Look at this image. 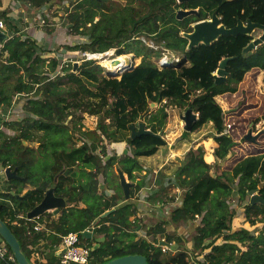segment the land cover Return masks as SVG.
Instances as JSON below:
<instances>
[{
  "label": "trees",
  "instance_id": "obj_1",
  "mask_svg": "<svg viewBox=\"0 0 264 264\" xmlns=\"http://www.w3.org/2000/svg\"><path fill=\"white\" fill-rule=\"evenodd\" d=\"M48 1L51 0H27L32 7L29 17L35 16ZM179 9H197V14L179 19L176 17ZM65 13L68 33L83 35L85 40L60 45V52L62 48L70 53L114 49L116 56L133 53V58L141 56V61L122 72L120 78L112 77L114 74L102 69L93 58L81 56L75 68L71 61L61 64L59 54L45 56L51 50L21 30L6 9L0 10V19L10 31L8 38L0 42V106L8 108L14 96H25L22 117L1 120L14 133L8 135L0 130V166H9L22 179L1 178L0 218L16 236L26 257L30 259L34 250L29 245L44 239L50 242L49 252L38 249L46 258L45 264H61L53 246L59 244V235L74 231L79 233L78 243L90 248L87 264H102L111 258L135 253L144 255L148 264H264V202L250 203L248 195V191L256 190L264 200V154H250L257 147L238 144L240 157L234 159H240L230 169H223L216 161L206 162L212 155L207 152L206 161L203 159V145L174 156L170 160L171 171H165L170 168L168 164L157 170L147 202L167 204L178 199L179 203L155 223L142 224L141 219L144 221L147 215H137L136 203L131 198L144 181H135V172L142 170L139 156L157 151L155 141L159 137L141 135L131 139L129 129V124L147 113L149 100H157L158 94H153V90L158 84H164L162 95L167 100L145 118V127L153 132L168 122L169 105L179 110L190 107L198 113L192 129L204 121H213L217 132L223 130L224 111L215 101L216 96L233 107L256 106L257 99L253 103L245 102V95L237 86L242 80L252 81L258 71L264 70V43L244 52L243 48L253 40L252 33L219 35L210 43L196 45H190L186 34L193 30L196 21L213 14L226 28L241 21L243 25L253 22L262 30L264 0H75L70 9L65 8ZM147 40L157 47L147 44ZM163 49L178 53L179 61L158 68L154 59ZM227 56L234 57L225 65L226 78L215 83L218 63ZM110 89L124 90L128 107L120 102V108H113L106 102L101 93ZM77 108L101 115L98 127L82 129L74 116ZM68 116L73 118L72 127L64 122ZM232 116L229 113L226 118L230 129L235 124ZM76 131L82 137L79 146L73 140ZM189 133L183 130L181 137L187 138ZM33 138H36L35 144L22 143ZM104 139L125 141L134 149L131 154L109 156ZM218 139L226 142L227 148L234 144L224 134ZM115 164L133 183L129 200H124L119 182L113 188L108 169L111 171ZM101 174L106 175V182L113 188L111 195L98 190ZM26 184L31 188L22 192ZM49 186H54L55 194L72 205L61 208L57 218L50 221L52 233L25 228L29 220L18 215L26 216ZM80 201L84 205L78 207ZM112 207V212L93 222ZM238 208L250 224L263 223L257 234L243 226L232 227ZM44 214L53 215L52 212ZM196 218L199 221L195 222ZM179 223L195 226L189 239L183 238V234L176 235V230L167 231ZM139 226L152 238L138 237ZM85 229L90 230L89 236L84 235ZM159 233L167 242L179 244L175 253L161 250L159 239L155 238ZM218 238L221 242L215 243ZM1 242L7 246L12 259H0V264H17L10 247L0 236Z\"/></svg>",
  "mask_w": 264,
  "mask_h": 264
},
{
  "label": "rangeland",
  "instance_id": "obj_2",
  "mask_svg": "<svg viewBox=\"0 0 264 264\" xmlns=\"http://www.w3.org/2000/svg\"><path fill=\"white\" fill-rule=\"evenodd\" d=\"M73 0H67V4H61V8H55L52 9L53 11L51 14L52 16L56 17V21L47 15L46 13H42V18H46V22L41 23V19L37 18L34 20L36 21L35 26L39 27L38 32L40 33V36H46V38L43 41V44L40 43L42 46H44L46 49H50L51 52H47L45 56H57L59 54V58L61 59V64L67 61L71 62H77L76 67L80 64L82 53L80 51H75L70 53V51L64 50V48L59 49L60 45L63 44H69L73 45L78 42L84 41L85 37L83 35H71L67 31V23H66V13L65 8H68L69 4L72 3ZM43 12H46L45 10H42ZM47 14H49L47 12ZM55 14V15H54ZM51 21L55 22V24L52 25ZM255 32V31H254ZM261 33V31H260ZM46 34V35H45ZM253 34V33H252ZM253 38L257 37L252 35ZM53 42V43H52ZM147 44L151 43L150 40L146 41ZM114 52V49L107 50L108 52ZM125 54V53H123ZM128 54L126 58V63L133 61L134 65H137L141 61V56L133 58V53H126ZM175 56H178L177 54ZM111 58V54L109 56ZM106 58V57H104ZM104 58H96L97 63L100 65L102 69H107L104 67L105 62H103ZM109 58V59H110ZM129 58V59H128ZM104 67V68H103ZM125 70H119L117 71L116 76L113 75L112 77L120 78V74L124 72ZM159 89H158V88ZM156 89L153 90V94L157 93V100L152 101L149 100L148 103V111L147 113L143 114V116L139 119L142 120L145 123V118L148 115L150 111H153L160 107L164 102H166L167 98L166 96L162 95L163 90L165 89L164 84H158ZM158 89V90H157ZM241 89L242 93L245 95V102H254V100L257 99L256 106L251 107H238V106H231L228 104L227 100L224 98H221L220 96H216L214 99L219 104V106L224 111L223 118H222V125L223 130L222 132H217L216 126L213 121H204L196 128L190 130L189 135L187 136V139H182L184 143H178L176 139L172 138V136L175 135L176 127L180 128V119L178 116V113L176 111H183L179 110L177 107H172L169 105L167 107V110L171 113L174 111L176 113V116L174 119L168 118L169 127L164 131L162 134L163 136L167 133H170L169 140H173L171 144L166 143L165 139L163 138H157L155 141V145L157 146V151L150 155V156H139L138 160L141 163L142 170L135 172V181L143 180L144 185L133 192L134 198L133 201L136 203L137 211L139 216H144L145 219L142 220V224H153L155 223L159 217L161 216H167L169 214V211L179 203L178 199L171 203H167L165 205L162 204H148L147 205V194L150 192L149 185H151L152 180L154 179V175L156 174L157 170H159V166L162 165V163H166L170 166L169 169H166L165 171H171L172 170V164L173 162H170V160L173 157L174 154V148L176 146H180V151H183L184 149H187L188 147H193L192 149L197 148L200 144L204 146L205 151L207 150L211 155L212 159L210 160L212 162L213 158L218 162L223 169H230L235 161L234 157H240L237 156L238 144H245L248 143L251 144L254 147H257L253 151H251L250 154H258L263 153L264 154V70L258 71L254 76L252 81H241L239 82L237 86V90ZM102 98L109 102L113 108H120V102H123L124 104L129 105L127 94L124 90L118 89L116 91L113 90H104L101 93ZM214 97V96H213ZM249 98V99H248ZM25 100L24 95H16L14 96L13 103L10 107L6 108L3 106H0V130H3L6 134L11 135L14 133L13 130H10L6 128L2 124V119L4 120H16L22 117L23 109L22 104ZM253 100V101H252ZM259 101V103H258ZM154 102L153 105L150 103ZM258 104V105H257ZM128 109V108H127ZM239 110H241L239 112ZM238 112V114L236 113ZM197 113V112H196ZM231 113L233 116L231 117V120L234 121V126L230 129L227 125V115ZM198 114V113H197ZM75 118L80 121L82 124V128L85 129H95L98 127V124H100L101 115H92L87 112H84L82 108L75 111ZM198 118V115H197ZM66 120H69L68 117ZM72 122H68L70 125ZM79 124V123H77ZM193 127V126H192ZM175 129V131H174ZM180 130L183 132V129L180 128ZM250 132V135L254 137V139H248L245 138V135ZM41 132H35L36 135H39ZM77 134L79 132H76ZM224 136L227 139H232L234 141V144L226 147V142H221L218 138L220 136ZM55 137V135H53ZM165 137V136H164ZM36 138H33V140L26 141L27 144H35ZM77 143H80L79 139L76 138ZM109 140L104 139V143L107 146V154L110 156L114 155L115 157L120 156L121 153H124L121 148L114 147L112 148V145L115 146V142H108ZM208 141V142H207ZM187 147V148H186ZM123 148L126 149L125 153H132L134 147L131 145H128V143H123ZM99 148L97 149V151ZM116 150V151H115ZM207 153V152H206ZM203 155V159H205V155ZM113 156V157H114ZM245 156V155H244ZM105 158V157H103ZM209 162V161H206ZM166 164H164L166 166ZM163 165V166H164ZM116 167H118L116 164L112 167L111 171L108 169V172L110 173V178L113 181L114 185L113 188L115 189V185L118 184L119 178L116 173ZM125 177L127 179V176L125 174ZM128 180V179H127ZM131 182L130 180H128ZM98 183H99V191H103L105 194L111 195L113 193V188L108 185V182H106V175H99L98 177ZM132 183V182H131ZM133 184V183H132ZM118 186V185H117ZM13 191V190H12ZM120 191V189H119ZM130 199V197H129ZM128 199V200H129ZM132 199V198H131ZM233 205H235V201H233ZM150 214V215H148ZM47 217V215H46ZM199 218L195 219V222H197ZM233 227H245L247 229L253 230L255 234L260 231V229L263 226V223L260 221H256L255 224H250L248 221L244 220L243 216V210L241 208H238L236 217L233 218L232 222ZM194 225L192 223H184V225H180V228H174L169 227L167 229L168 232H172L173 230H176V235H178V232H185L183 234V238L189 239L190 238V232L193 231ZM140 226L137 228V236L146 237L148 239L152 238V235L146 234L145 230L139 229ZM162 235L159 233L155 235V238L157 239H163L160 238ZM175 237V236H174ZM221 238L216 239L215 243H220ZM177 249L179 248V244L175 241L174 242ZM174 249V248H173ZM176 249V251H177Z\"/></svg>",
  "mask_w": 264,
  "mask_h": 264
},
{
  "label": "water",
  "instance_id": "obj_3",
  "mask_svg": "<svg viewBox=\"0 0 264 264\" xmlns=\"http://www.w3.org/2000/svg\"><path fill=\"white\" fill-rule=\"evenodd\" d=\"M183 1L186 0H177V2H183ZM189 14H197V9H179L176 13V17L180 19ZM255 27L258 28V26L253 22H247L245 25H243L242 22L239 21L236 25L226 28L220 24L219 17L213 14L210 18L196 21L193 24V30L190 33H187L186 37L189 39L190 45H196L199 42L210 43L211 41L216 39L219 35H237L239 33L249 34L252 32V30ZM5 39H7L6 33L0 29V42H3ZM262 43H264V28H262L261 33L257 37L253 38V40L249 42L243 48V50L244 52L253 50L256 48L257 45H260ZM233 57L234 56L223 57L219 61L218 68L216 69L215 72V83H219L225 80L226 78L225 65L227 61ZM112 59H115V57L113 56ZM113 61L115 62L117 60H113ZM131 63L132 65H130L127 70H130L135 66L133 64V61ZM76 64L77 62H74V68L76 67ZM109 71L111 72V70ZM150 104L153 105L154 102H151ZM197 115L198 114L194 112L190 107H187L183 111L179 112L178 116L182 123V129L185 131H190L194 122L197 120ZM166 125L167 122H165V124L158 132H153L149 128L145 127V123L142 120H138L135 123L129 124L130 137L131 139H134L141 135H152L155 137L163 138L162 134L165 131ZM245 138L252 140L254 139V137L250 135V132H248L245 135ZM22 143L25 145L27 144L26 141H22ZM123 152L125 153L126 149H124ZM116 173L119 178V184L122 189L124 200H128L130 197L129 189L132 183L126 179L125 174L119 167H116ZM4 175L6 179L21 178L17 175L16 171L14 169H11L9 166H6L4 168ZM260 186H262V182L259 184V187ZM248 195H249L250 203L264 202V200L261 199V197L259 196L256 190L248 191ZM17 197H19V195H17ZM65 206H66V200L64 199V197L56 195L54 192V186H49L45 189L42 199L35 206H33V208H31L26 212V217L28 219H31L36 216H40L47 211L52 212L53 214H57L59 210ZM113 210L114 207L105 210L93 222L95 223L99 218L105 217ZM83 233L84 235L89 236L90 230L85 229ZM0 236L3 238L5 243L10 247L12 255L15 261L17 262V264H33L32 261L28 259L25 253L22 251L20 243L17 240L16 236L13 234V232L6 224V222L1 218H0ZM158 244L159 245L166 244L167 246H169L170 242H167L164 239H159ZM64 251H65L64 248H60L57 249L54 253L57 257H60L64 253ZM102 264H148V262L144 255L135 253V254H125L122 256L114 257Z\"/></svg>",
  "mask_w": 264,
  "mask_h": 264
},
{
  "label": "crops",
  "instance_id": "obj_4",
  "mask_svg": "<svg viewBox=\"0 0 264 264\" xmlns=\"http://www.w3.org/2000/svg\"><path fill=\"white\" fill-rule=\"evenodd\" d=\"M69 1V0H68ZM71 1V0H70ZM74 1L75 0H73V2L72 3H70L69 4V6H68V9H70L71 8V6H72V4L74 3ZM65 4V5H68L67 4V0H51V1H48V2H45L44 4H42L41 6H40V8L38 9L39 11L36 13V15L35 16H33V17H29V15H28V13H29V11L32 9V7H29V2H27V0H0V10H4V9H6L7 11H8V15H9V17L14 21V23L21 29V30H25L30 36H32L38 43H42L43 44V41H44V39L46 38V36H40V33L38 32V29H39V27H36L35 26V23H36V21H34L35 19H36V17L37 18H42V13H46V15H48L49 17H50V19L52 18L53 20H55L56 21V17H54V16H52V12L53 11H51L52 9H55V8H61V4ZM30 8V9H29ZM42 10H45L46 12H43ZM47 12L49 13V14H47ZM55 15V14H54ZM51 23H52V25L53 24H55V22L53 21H51ZM3 31L6 33V36H7V38H8V36L10 35V31H8L6 28H5V25H4V27H3ZM46 35V34H45ZM53 43V42H52ZM44 45V44H43ZM2 45L0 44V47H1ZM19 96V95H18ZM177 113H179L178 111H176ZM175 116H176V113H174V111L173 112H171L170 114H169V118H172V119H174L175 118ZM167 127H169V123L167 122V125H166V128H165V130L167 129ZM180 128H182V123H180ZM180 128H177L176 127V131H175V129H174V133H175V135L174 136H172V138H174V139H176L177 140V142L178 143H180V141H181V143H184L183 142V140L182 139H187V138H182L181 137V133H182V131L180 130ZM169 135H170V133H167L166 132V134L163 136V139H165V141H166V143H169V144H171L172 142H173V140H169ZM116 144H115V146H113L112 145V148H114V147H117V148H121V150H124V148H123V143H126L125 141H117V142H115ZM201 145V144H200ZM187 148V147H186ZM188 148H190V147H188ZM187 148V149H188ZM191 148H193V147H191ZM115 149V148H114ZM187 149H184L183 151H180V146H176L175 148H174V154H173V157L174 156H176V155H182ZM116 151V150H115ZM206 152H208L207 150L205 151V153ZM204 153V154H205ZM156 154V153H155ZM157 155V154H156ZM150 156V155H149ZM172 157V158H173ZM242 158V157H241ZM238 159H240V158H238ZM237 159V160H238ZM237 160H235L234 162H233V164L237 161ZM214 161H216V160H214V158H213V160H212V162H214ZM211 161H209V163H212ZM167 163V162H166ZM166 163H162V165L161 166H159L160 168L159 169H161V167L164 165V164H166ZM233 164L231 165V166H233ZM1 168H3V167H1L0 166V169ZM1 178H3V177H1ZM1 178H0V180H1ZM29 188H31V186L30 185H28V184H26L25 186H24V189H23V191L22 192H24L26 189H29ZM13 192H14V190H13ZM134 198V195H133V197H132V199ZM69 205H72V204H67L66 203V206L65 207H67V206H69ZM84 205V203H82L81 201L78 203V207H80V206H83ZM147 205H148V203H147ZM150 205V204H149ZM47 212H49V211H47ZM60 213V210H59V212L57 213V214H53V215H51L50 217H46V215L44 214V215H42L41 217H42V223H43V226H45V228L47 229L46 230V234H48V233H52L53 232V229H52V227H50V226H48V224L50 223V221L51 220H54V219H56L57 218V216H58V214ZM137 215H138V211H137ZM148 215H150V214H148ZM139 216V215H138ZM140 217V216H139ZM236 217V216H235ZM199 221V220H198ZM180 225H184V224H182V223H179L177 226H175V228H177V230H178V228H180ZM172 227V226H171ZM233 227V226H232ZM234 229H236V228H239V227H233ZM44 230V229H43ZM178 234L179 235H182V234H185V232H184V230H183V232H178ZM47 244V245H46ZM41 247V250H43V252H49V249H50V242H45V240L44 239H39V241H38V243L36 244V245H29V248H31V250H33L32 252H31V255H30V259H31V261H32V259L34 260V263L33 264H41L42 263V259H45L46 260V258H45V256L44 255H42L41 253H40V251H39V249L38 248H40ZM33 248V249H32ZM58 248V244L57 245H54L53 246V249H54V251H56V249ZM174 248V249H173ZM176 249H177V247H176V245H175V243L174 242H170V250H171V253H175L176 252Z\"/></svg>",
  "mask_w": 264,
  "mask_h": 264
},
{
  "label": "built area",
  "instance_id": "obj_5",
  "mask_svg": "<svg viewBox=\"0 0 264 264\" xmlns=\"http://www.w3.org/2000/svg\"><path fill=\"white\" fill-rule=\"evenodd\" d=\"M40 19H41V23L44 22V18H40ZM3 27H4V22L0 19V29H3ZM149 45L154 47V48L157 47L152 42L149 43ZM104 52H106V51H104ZM96 53H99V52H93V53L82 52V56L85 59H90V58L96 59V58H98L95 55ZM100 53H103V52H100ZM176 54L178 56H175ZM115 55L116 54L112 50L111 58H113V56L115 57ZM179 59H180V55L178 53H173V52H170L168 49H163L161 51L160 56L158 58L154 59V62L158 68H161L165 65H169V64H172L174 62H177V61H179ZM131 62H132V60H131ZM104 70L110 72L109 71L110 69L109 70L104 69ZM1 177H5L4 167L0 169V178ZM154 179H155V175H154ZM154 179L152 180V183H151V185H149L148 188H150L154 184ZM146 202H147V200H146ZM156 204H162V203H156ZM156 204H154V205H156ZM162 205H165V204H162ZM18 217H26V216H22L19 214ZM28 220H29V222H26L24 224L25 228L29 229L30 227H32L35 231H40L43 229L47 230L45 228V226H43L42 220L39 219V216H36V217L28 219ZM14 222H16V221H14ZM59 236H60V242L58 244L57 249L64 248V250H65L64 253L59 257L61 264H87L88 263L90 248L88 246L81 245L78 243L79 242V233L78 232L70 231V232H67L66 234L59 235ZM160 246H161V250L163 252H168L170 250V245L167 246L166 244H160ZM0 259L1 260L12 259V256L9 253L7 246L2 242L0 243ZM32 262L34 263L33 259H32ZM42 263L45 264L46 260L42 259Z\"/></svg>",
  "mask_w": 264,
  "mask_h": 264
},
{
  "label": "bare ground",
  "instance_id": "obj_6",
  "mask_svg": "<svg viewBox=\"0 0 264 264\" xmlns=\"http://www.w3.org/2000/svg\"><path fill=\"white\" fill-rule=\"evenodd\" d=\"M257 28V27H255ZM254 28V29H255ZM253 29V30H254ZM252 30V31H253ZM252 33V32H251ZM110 52L106 51V52H103V53H96L95 55L98 57V58H104L103 62H105V65L104 67L107 68L108 70L110 69L111 72L116 76L117 74V71H121V70H127L129 68L130 65H132L131 62L129 63H126V58L128 56V54H120V55H117L115 56V59H112L110 58ZM110 58V59H109ZM129 59V58H128ZM113 60H117V61H113ZM131 61V60H130ZM122 74V73H121ZM120 74V75H121ZM215 74V73H214Z\"/></svg>",
  "mask_w": 264,
  "mask_h": 264
},
{
  "label": "flooded vegetation",
  "instance_id": "obj_7",
  "mask_svg": "<svg viewBox=\"0 0 264 264\" xmlns=\"http://www.w3.org/2000/svg\"><path fill=\"white\" fill-rule=\"evenodd\" d=\"M255 31V32H254ZM260 29L259 28H255L253 31H252V33L254 34V36H258L259 34H260ZM68 119L69 120H65L64 122L66 123V124H68V122H72V116H68ZM69 125V124H68ZM76 125H79V124H76ZM72 126H74V122H72L70 125H69V127H72ZM82 129H85V128H82ZM77 132V131H76ZM74 133V136H73V140H74V142H75V145L76 146H79V145H81L82 144V137H81V135L78 133ZM76 138L77 139H79V141H80V143H77V141H76Z\"/></svg>",
  "mask_w": 264,
  "mask_h": 264
},
{
  "label": "clouds",
  "instance_id": "obj_8",
  "mask_svg": "<svg viewBox=\"0 0 264 264\" xmlns=\"http://www.w3.org/2000/svg\"><path fill=\"white\" fill-rule=\"evenodd\" d=\"M1 30H3V29H1ZM5 168V167H4ZM31 260V259H30Z\"/></svg>",
  "mask_w": 264,
  "mask_h": 264
}]
</instances>
